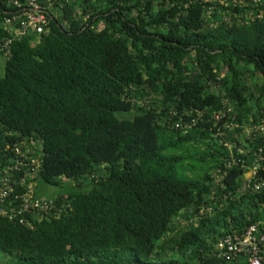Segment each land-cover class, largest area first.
<instances>
[{"label":"trees","instance_id":"trees-1","mask_svg":"<svg viewBox=\"0 0 264 264\" xmlns=\"http://www.w3.org/2000/svg\"><path fill=\"white\" fill-rule=\"evenodd\" d=\"M43 3L0 77V264H248L215 246L264 224V0Z\"/></svg>","mask_w":264,"mask_h":264},{"label":"built area","instance_id":"built-area-1","mask_svg":"<svg viewBox=\"0 0 264 264\" xmlns=\"http://www.w3.org/2000/svg\"><path fill=\"white\" fill-rule=\"evenodd\" d=\"M9 4L17 7L18 10H7L0 5V19L5 25V30L12 34V39H9L0 49L4 51V57L10 56V44L13 40H19L28 34L43 35L49 32V22L52 20L49 9L52 4L44 5L43 0H27L25 5H22L18 0H10ZM18 152V150H16ZM261 160H263L261 158ZM30 162V163H29ZM234 163V161H233ZM34 161L29 160L24 154L17 160L14 170L19 171L21 167L33 165ZM230 166V165H229ZM258 174V166H255L250 171L248 183L254 181L253 189L255 191L264 190V179L260 181L254 180ZM26 176H30L26 172ZM3 184H7V180H2ZM13 189L7 186V190L1 192L0 200L4 201L8 194ZM24 206L20 213L34 211H46L51 209L52 202L46 200L34 199L32 189L29 187V193L23 196ZM15 218V214H9L5 210L0 209V217ZM215 256L218 259L235 260L240 256L246 258L248 264H263L264 263V224L252 226L248 228L245 234L240 237L237 235L228 236L222 239L215 246Z\"/></svg>","mask_w":264,"mask_h":264},{"label":"rangeland","instance_id":"rangeland-1","mask_svg":"<svg viewBox=\"0 0 264 264\" xmlns=\"http://www.w3.org/2000/svg\"><path fill=\"white\" fill-rule=\"evenodd\" d=\"M4 68H5V57L0 54V77L4 76ZM120 117V116H119ZM63 183V182H62ZM69 184L68 181L64 182V185ZM58 189L48 188L44 193L41 194L42 197H48L58 192Z\"/></svg>","mask_w":264,"mask_h":264}]
</instances>
